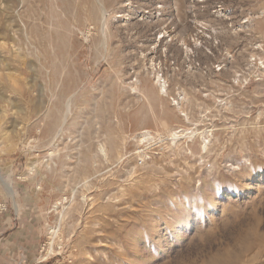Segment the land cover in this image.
<instances>
[{"label": "rangeland", "instance_id": "rangeland-1", "mask_svg": "<svg viewBox=\"0 0 264 264\" xmlns=\"http://www.w3.org/2000/svg\"><path fill=\"white\" fill-rule=\"evenodd\" d=\"M0 176V264H264V0H0Z\"/></svg>", "mask_w": 264, "mask_h": 264}, {"label": "crops", "instance_id": "crops-1", "mask_svg": "<svg viewBox=\"0 0 264 264\" xmlns=\"http://www.w3.org/2000/svg\"><path fill=\"white\" fill-rule=\"evenodd\" d=\"M15 194L16 192L13 195L15 196ZM10 195L13 196L12 194ZM17 218L16 211L10 215L7 212L0 213V254L7 248L13 247L15 249L16 242H19L18 240L15 242V239L21 234V228L15 226L16 224L14 223Z\"/></svg>", "mask_w": 264, "mask_h": 264}, {"label": "bare ground", "instance_id": "bare-ground-1", "mask_svg": "<svg viewBox=\"0 0 264 264\" xmlns=\"http://www.w3.org/2000/svg\"><path fill=\"white\" fill-rule=\"evenodd\" d=\"M158 72V71H157ZM155 74H158V73H155ZM157 78H158V81H159V84H160V90H164L165 91V93H167V90H168V88H167V82H166V79H165V77H161V76H159V75H157ZM134 88V87H133ZM177 105H179L180 106V100L179 99H176V102H175ZM69 108V107H68ZM176 130H178V129H176ZM183 132V130L181 131V132H179V131H174V132H172V136H173V139H175V138H178L179 136H180V134H183L182 133ZM147 132H144V136H147ZM170 134V133H169ZM193 134V133H192ZM195 134V133H194ZM198 134H199V132H198ZM184 135V134H183ZM197 135V134H196ZM153 136V135H152ZM193 136V135H192ZM194 137V136H193ZM145 138V137H144ZM151 139H152V137H151ZM202 139H203V141H202V149H203V151L204 150H207L208 149V146H209V140H206V138H204V137H202ZM102 152H104L105 153V148L104 147H102ZM0 178L2 179V177L0 176ZM3 180V179H2ZM5 182V181H4ZM6 183V185H7V189H8V191L10 192V194H14V189H13V186H12V183L11 182H5ZM14 196V195H13ZM65 211H66V207H63V209H62V211H61V214H62V217H63V215L65 214ZM55 233H58L57 231H55Z\"/></svg>", "mask_w": 264, "mask_h": 264}, {"label": "built area", "instance_id": "built-area-1", "mask_svg": "<svg viewBox=\"0 0 264 264\" xmlns=\"http://www.w3.org/2000/svg\"><path fill=\"white\" fill-rule=\"evenodd\" d=\"M8 211V204L5 201H0V213H6Z\"/></svg>", "mask_w": 264, "mask_h": 264}]
</instances>
